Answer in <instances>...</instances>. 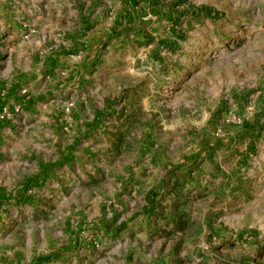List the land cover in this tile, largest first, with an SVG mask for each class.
Returning <instances> with one entry per match:
<instances>
[{
    "label": "rangeland",
    "instance_id": "rangeland-1",
    "mask_svg": "<svg viewBox=\"0 0 264 264\" xmlns=\"http://www.w3.org/2000/svg\"><path fill=\"white\" fill-rule=\"evenodd\" d=\"M21 74L1 256L264 264V0H0V80Z\"/></svg>",
    "mask_w": 264,
    "mask_h": 264
},
{
    "label": "crops",
    "instance_id": "crops-1",
    "mask_svg": "<svg viewBox=\"0 0 264 264\" xmlns=\"http://www.w3.org/2000/svg\"><path fill=\"white\" fill-rule=\"evenodd\" d=\"M73 60L68 59V57L59 53L50 58L48 63L42 69V75L45 76L49 81H53L55 85H63L67 82L68 77L75 73ZM79 69V67H77ZM70 71L65 77H61L60 72L62 70ZM74 71V73L72 72ZM78 71V70H76ZM27 81V74H21L18 77L10 81L0 80V114L5 107L10 110V115L5 118H0V147H2L6 142V132L12 124L10 117L14 115L15 111L21 108H25L31 104L33 97L29 92ZM73 150V149H72ZM70 152L69 148L62 147L59 150V156L63 157L68 155ZM59 157V158H60ZM39 173V172H38ZM37 173V174H38ZM36 174V175H37ZM35 176V175H34ZM73 240H71L72 242ZM9 256V255H8ZM7 255H0V264H49L50 262L42 260L41 258L31 257L27 260L16 258L15 256L8 257ZM58 263H63V261L56 260Z\"/></svg>",
    "mask_w": 264,
    "mask_h": 264
},
{
    "label": "trees",
    "instance_id": "trees-1",
    "mask_svg": "<svg viewBox=\"0 0 264 264\" xmlns=\"http://www.w3.org/2000/svg\"><path fill=\"white\" fill-rule=\"evenodd\" d=\"M42 168L40 170V172L31 177L28 181L24 182L23 186L26 188H29L32 185H40L44 182V180L46 179V177L48 176L47 174L49 173V171L51 170L47 165H41ZM42 260H49L50 257L49 256H45L43 258H41Z\"/></svg>",
    "mask_w": 264,
    "mask_h": 264
},
{
    "label": "built area",
    "instance_id": "built-area-1",
    "mask_svg": "<svg viewBox=\"0 0 264 264\" xmlns=\"http://www.w3.org/2000/svg\"><path fill=\"white\" fill-rule=\"evenodd\" d=\"M9 115V109L7 108V107H5L4 109H3V111L1 112V114H0V118H5V117H7Z\"/></svg>",
    "mask_w": 264,
    "mask_h": 264
}]
</instances>
